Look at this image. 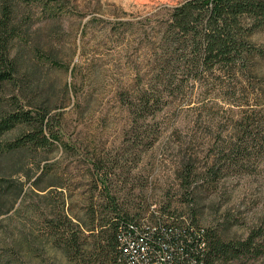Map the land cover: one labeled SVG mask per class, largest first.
<instances>
[{
  "label": "rangeland",
  "instance_id": "rangeland-1",
  "mask_svg": "<svg viewBox=\"0 0 264 264\" xmlns=\"http://www.w3.org/2000/svg\"><path fill=\"white\" fill-rule=\"evenodd\" d=\"M181 1L8 0L4 15L0 0V20L21 26L13 65L1 64L12 75L0 79V115L49 111L56 136L38 154L0 157V264H87L94 237L79 233L86 252L66 241L78 223L109 227L155 211L224 239L255 230L256 254L239 264H264V56L196 72L185 44L170 37L160 50ZM254 38L264 52V27ZM161 51L166 85L154 69ZM19 127L0 137L14 139ZM34 156L50 187L34 192L31 181L20 191ZM113 254L93 261L116 264Z\"/></svg>",
  "mask_w": 264,
  "mask_h": 264
},
{
  "label": "trees",
  "instance_id": "trees-1",
  "mask_svg": "<svg viewBox=\"0 0 264 264\" xmlns=\"http://www.w3.org/2000/svg\"><path fill=\"white\" fill-rule=\"evenodd\" d=\"M8 0L4 3V15L7 12ZM9 4V3H8ZM0 20V79L10 78L11 68H9L10 48L13 35L16 31H21V26L10 27L9 17L2 16ZM264 27V0H183L173 8L171 18L167 21L166 26L160 33L159 49H164L172 37L173 45L185 44V52H187L188 66L194 71H207L217 67L238 65H247V62H255L254 59L264 56L261 48L255 46V34ZM175 35H179L176 38ZM159 51V50H158ZM9 66L2 69L1 64ZM13 65V63H12ZM170 61L161 51L158 53L155 61V70L157 72V80L160 85L169 84L168 67ZM242 68V67H241ZM158 91L162 89L157 88ZM142 101L149 104L151 98L142 96ZM158 103L157 101L155 102ZM153 105V104H152ZM157 107V106H155ZM134 112V110H133ZM242 115L241 119H245ZM136 119V118H135ZM52 117L49 111L42 114H32L28 110H17L7 114L0 115V136L6 134L11 128L22 127L20 134L12 140H4L0 137V157L9 156L18 149H26L32 154L45 149L52 144L51 137L56 136L47 133V128ZM27 162L24 166L23 175L25 181L20 186V191L26 182H31L32 190L45 191L50 186L42 187L41 179L46 174L45 167L40 163ZM36 166V167H34ZM20 191L18 193H20ZM37 194H40L37 192ZM18 195V194H17ZM47 195V193L43 194ZM139 217H121L115 224L107 227L103 221L96 222L95 218L91 223H78L75 233L68 232L67 244L68 250L73 246L76 252H86L84 244L78 243L81 235L85 231L89 234L87 237H94L93 250L89 252L90 261L87 264H98L100 260L113 259L117 264L118 256V240L117 229L119 224L130 219ZM179 223H190L194 226L204 227L200 224L190 221H179ZM205 228V227H204ZM257 234L255 230L244 239L232 238L224 239L219 235H210L205 228V237L207 240V249L205 251V264H239L243 257L249 252L256 254L258 249ZM30 249L32 243L29 241ZM84 254V253H83ZM99 258L95 259L92 256ZM110 256V257H109ZM101 258V259H100ZM95 260L96 262H94ZM93 261V262H92ZM239 261V262H238Z\"/></svg>",
  "mask_w": 264,
  "mask_h": 264
},
{
  "label": "built area",
  "instance_id": "built-area-1",
  "mask_svg": "<svg viewBox=\"0 0 264 264\" xmlns=\"http://www.w3.org/2000/svg\"><path fill=\"white\" fill-rule=\"evenodd\" d=\"M117 240V264H205V228L166 219L157 211L119 224Z\"/></svg>",
  "mask_w": 264,
  "mask_h": 264
}]
</instances>
